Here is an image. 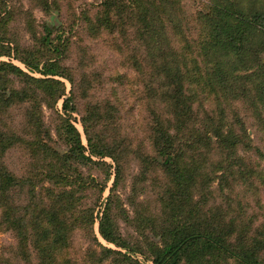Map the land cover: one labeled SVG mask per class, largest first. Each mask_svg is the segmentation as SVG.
<instances>
[{"label": "rangeland", "instance_id": "obj_1", "mask_svg": "<svg viewBox=\"0 0 264 264\" xmlns=\"http://www.w3.org/2000/svg\"><path fill=\"white\" fill-rule=\"evenodd\" d=\"M144 1L153 27L123 12L111 31L101 25L108 5L114 15L142 0H0V62L9 63L0 167L31 178L9 198L21 215L27 206L61 211L69 229L53 263L154 264L183 224L214 227L264 264V51L235 63L215 42L201 50L218 0ZM220 1L264 9V0ZM2 210L0 264H48L54 240L33 243L26 258ZM105 213L126 247L101 235Z\"/></svg>", "mask_w": 264, "mask_h": 264}, {"label": "trees", "instance_id": "obj_2", "mask_svg": "<svg viewBox=\"0 0 264 264\" xmlns=\"http://www.w3.org/2000/svg\"><path fill=\"white\" fill-rule=\"evenodd\" d=\"M147 4L154 5L155 3L154 1H148ZM111 6L108 5L104 11L105 19L101 20V25L107 27V29L111 31L115 29L114 20L118 16L122 17L125 14L123 12L130 13V16H140L141 21H144L147 27H153V22L149 19L151 11L144 0H142V4L138 2L136 7H131L127 3H124L121 9L119 6H116L119 10L114 15L113 11H110ZM156 10L159 16L158 20L165 21L163 18L165 11L158 8ZM130 16L127 17L131 19L132 17ZM210 20L213 23L214 29L212 40L204 38L198 41L201 50L205 53L208 52L211 43L215 42V46L222 49L227 61L240 63L243 62L245 55L254 54V58H257L258 54L264 51V9L258 7L246 10L241 6L237 7L234 3L226 5V3L218 0L211 8ZM105 21L107 25H104ZM168 22H170L173 29L176 28L171 19H168ZM204 55L207 56L208 54L202 53V56ZM222 61L220 60L219 62ZM7 65L9 63L0 62V71H4ZM14 68L17 69L15 66ZM260 68L264 71V62L260 63ZM236 69L238 72L242 68L236 67ZM17 71L22 72L19 68ZM53 71L55 70L47 68L46 73H54ZM239 76L244 77L245 75ZM262 76L264 77L263 73L258 74L257 79H260ZM225 79H229V77L225 75ZM225 79L223 83H225ZM196 81L198 82V80ZM197 82H193V84L200 87ZM262 87L264 88V85ZM201 91V89H197L198 93H201ZM68 125L72 136L71 145L78 151L83 150L84 147L81 144L76 128L71 124ZM30 181L31 178H19L6 168L0 167V203L3 205L2 222L15 230L19 238V251L26 258L29 257V248L33 247V243L37 246L43 239L54 240L47 250L57 249L45 253L46 262L48 264H62L59 263V260L53 263L58 254V249L62 250L66 246L65 238L67 237L65 233L69 229L61 211L56 207H45L43 209L39 207V210L33 215V208L27 206L26 211L24 210V215H21L16 212L17 207L9 198V192L12 189L25 187ZM27 214L31 215V218ZM33 222H36V226L34 227ZM173 228L170 241L156 252L153 259L154 264H181L182 262L186 264H226L228 259L235 258V256L241 257L242 261L248 264H260L257 251H246L243 256V253L233 251L229 248L230 244L226 239V235L218 234L214 227L202 230L201 228H195V226L190 227L189 225L177 224ZM33 233L36 234L35 240H33ZM100 233L107 241L126 247L124 242H120L115 237L108 213H105L101 219Z\"/></svg>", "mask_w": 264, "mask_h": 264}]
</instances>
